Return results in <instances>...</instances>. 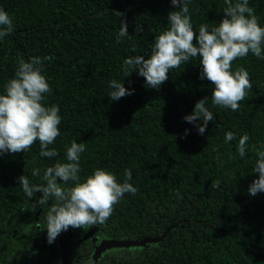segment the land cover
Listing matches in <instances>:
<instances>
[{"label":"trees","instance_id":"1","mask_svg":"<svg viewBox=\"0 0 264 264\" xmlns=\"http://www.w3.org/2000/svg\"><path fill=\"white\" fill-rule=\"evenodd\" d=\"M249 5L264 23V0ZM0 7L14 24L0 40V89L18 56H47L52 91L44 103L58 105L61 116L60 135L49 146L56 157L41 158L38 142L24 153L0 155V264H32L31 255L47 251L52 264H61L59 242L70 264H88L80 238L85 231L94 247L97 237L135 241L165 234L157 243L105 250L93 264H264V193L246 191L257 175L254 149L264 143V60L249 53L232 62L246 68L252 88L231 111L211 105V82L198 78V57L171 69L159 89L145 87L135 71L124 77L123 59L149 55L154 36L168 27L169 0H0ZM188 7L198 31L202 23H218L225 5L191 0ZM121 20L130 36L116 43ZM136 24L144 31L135 35ZM113 78L133 93L111 101L107 82ZM201 98H208L215 117L203 135L182 119ZM225 131L249 136L244 160L235 154V140L223 142ZM72 140L86 144L82 178L104 168L123 181L127 169L136 192L124 194L103 224L69 227L48 244L47 205L34 206L41 193L27 199L16 178L42 183L31 169L63 162Z\"/></svg>","mask_w":264,"mask_h":264},{"label":"clouds","instance_id":"2","mask_svg":"<svg viewBox=\"0 0 264 264\" xmlns=\"http://www.w3.org/2000/svg\"><path fill=\"white\" fill-rule=\"evenodd\" d=\"M169 2L172 10L167 13L168 27L154 36L149 55L123 59L121 69L124 77L135 71L144 78L145 87L159 89L169 79L171 69L198 57V78L211 82V105L238 111L240 102L245 100L252 88V81L245 67L234 66L232 62L249 53L264 60V23L260 22L249 0H224L223 16L219 22L211 27L202 23L197 31L189 14L191 0ZM126 28V23L121 20L116 43L130 36ZM13 30V17L0 7V40ZM143 31L141 24H136L133 30L135 35ZM47 59V56H29L27 59L18 56L13 75L0 89V155L24 153L38 142L41 158L51 160L57 156V149L49 146L54 145L60 135L58 125L61 116L58 105L44 103L46 94L52 91L43 67V61ZM107 87L111 101H118L134 91L130 87L125 88L123 81L115 78L108 80ZM207 99L197 100L192 111L182 118L199 135L204 134L208 123L215 118ZM184 134H188V129L184 130ZM234 140L235 154L244 160L250 150L249 136L245 133L237 138L233 131L224 132L225 144ZM85 151L84 141L72 140L65 146L63 162L57 160L43 168L31 169V176L38 177L42 183H31L24 174L16 178L27 199L37 191L41 193L32 203L34 206L47 205L44 218L48 244H52L58 234L69 227L84 229L103 224L124 194L136 192L129 182L131 173L127 169L123 181H118L116 174L104 168H95L82 178L80 161ZM254 151L252 172L257 175L247 186L249 196L264 193V143H260ZM218 186L219 181L213 184V187Z\"/></svg>","mask_w":264,"mask_h":264},{"label":"water","instance_id":"3","mask_svg":"<svg viewBox=\"0 0 264 264\" xmlns=\"http://www.w3.org/2000/svg\"><path fill=\"white\" fill-rule=\"evenodd\" d=\"M91 235L92 234L87 233L86 235H84V238H88ZM164 235L165 234H162L158 238H151V239L146 238L143 240H135V241L103 239L100 241V243L98 245H96L94 247L93 253H92L90 260H89V264H93L96 260H98L101 256V254L105 250H109L112 248L142 247L147 243H157L158 241H160L162 239V237ZM59 245H60V249H61V264H70L68 259H67L66 251H65L64 247L62 246L61 242H59Z\"/></svg>","mask_w":264,"mask_h":264},{"label":"flooded vegetation","instance_id":"4","mask_svg":"<svg viewBox=\"0 0 264 264\" xmlns=\"http://www.w3.org/2000/svg\"><path fill=\"white\" fill-rule=\"evenodd\" d=\"M86 232V231H85ZM85 232H83V234L85 233ZM83 234L80 236V238L82 239V246L83 247H85V249L82 247V251L83 252H85L86 254H85V257H87V258H89L88 259V261L90 260V257H91V255H92V253H93V242L91 243V239L90 238H88V239H84V236H83ZM94 236H96V235H98L97 234V232H94V234H93ZM97 237V236H96ZM97 242H94V245H97V244H99L100 243V241L101 240H103V239H107V238H98L97 237ZM90 243V244H89ZM89 245V247H87V246ZM88 249V250H87ZM87 261V263L89 264V262ZM31 263H33V262H31ZM34 264V263H33ZM38 264H52L51 262H47L44 258H43V260H40L39 261V263Z\"/></svg>","mask_w":264,"mask_h":264},{"label":"rangeland","instance_id":"5","mask_svg":"<svg viewBox=\"0 0 264 264\" xmlns=\"http://www.w3.org/2000/svg\"><path fill=\"white\" fill-rule=\"evenodd\" d=\"M30 219V216H29ZM2 230L4 231V229L2 228ZM2 232V231H1ZM15 234V233H14ZM37 251L39 252L38 247L36 248ZM40 254V253H39ZM45 257L39 256V255H31V260L34 264H38L40 260H43V258L47 261V262H51L50 260V251L44 252ZM32 263V264H33Z\"/></svg>","mask_w":264,"mask_h":264}]
</instances>
